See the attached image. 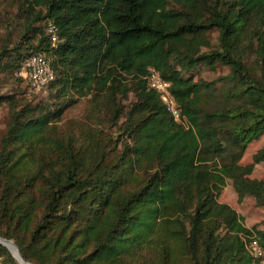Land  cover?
<instances>
[{
    "label": "trees",
    "instance_id": "16d2710c",
    "mask_svg": "<svg viewBox=\"0 0 264 264\" xmlns=\"http://www.w3.org/2000/svg\"><path fill=\"white\" fill-rule=\"evenodd\" d=\"M23 2L27 28L39 38L26 55L3 45L0 86L27 55L50 48L66 68L59 82L68 83L71 71L77 83L101 90L133 74L136 100L126 114L114 112L115 120L125 119L117 135L123 146L113 157L98 139L46 136V114L14 111L0 144V236L34 264H264V227L245 225L217 198L230 178L238 199L251 195L264 206V178L237 165L264 131V0ZM42 18L57 24V45L33 25ZM253 20L255 45L246 37ZM210 29L218 30V45L203 50ZM252 52L255 65L246 61ZM173 59L228 65L231 94L245 103L204 110L211 83L184 77ZM150 65L170 82L187 125L147 86ZM6 97L0 93V102ZM35 136L42 145L35 147ZM252 160L264 161V146ZM252 239L261 255L247 248ZM0 264L22 263L0 243Z\"/></svg>",
    "mask_w": 264,
    "mask_h": 264
},
{
    "label": "rangeland",
    "instance_id": "374dc122",
    "mask_svg": "<svg viewBox=\"0 0 264 264\" xmlns=\"http://www.w3.org/2000/svg\"><path fill=\"white\" fill-rule=\"evenodd\" d=\"M174 5L170 4L169 7ZM30 19V12L26 8L23 0H0V49L3 45L10 49L12 54L22 53L26 55L30 46L35 44L39 38L34 30L27 28ZM44 19L35 21L33 25L39 26L44 32ZM259 22L253 20L246 31L248 40L254 41L253 33L258 29ZM209 43L202 46L203 50L218 45V30L210 29L207 31ZM54 62L56 81L47 82L40 89H29L26 79L23 78L16 70H8L3 75L0 86V93L7 95L0 102V144L1 139L7 131V127L11 121L14 111L20 110L24 113L29 112L30 115L46 114L47 122L44 126L46 136L73 134L82 139L86 144L90 139H98L99 145L104 146L106 150H111L112 157L117 155L120 147L123 146L122 138L117 140L120 131V122L125 119L124 114L117 120L113 115L115 111L121 109L123 113L128 111L133 101L136 100V83L133 74L122 73L118 76L119 81L108 82L105 88L98 90L97 88H89L87 82L77 83L73 80V73L70 71L68 83L59 82L58 75L61 71L64 73L66 69L62 63L56 60V53L52 49H44ZM255 54L252 52L246 61L248 64L254 63ZM22 61V60H21ZM174 65L180 69L184 77L193 80H204L210 82V87L204 90L201 98V105L204 110L212 111L218 108H232L236 104H244L245 100L240 95L232 96L234 90L233 80L227 76L229 66L216 62L214 67L197 61L190 65L183 66L178 59H173ZM184 61V60H183ZM250 64V65H251ZM152 71L160 72L148 66ZM3 73H1L2 75ZM147 86L153 87L150 75H146ZM156 82V80H154ZM159 92L162 101L169 107L176 109L171 112L176 121L183 125H187L188 121L184 115H180V108L174 98L167 91V87L160 88ZM167 107V108H168ZM29 115V116H30ZM233 120L228 119L226 126H232ZM225 131L228 134L229 129ZM38 141L35 147L43 144V138L35 136ZM264 146V131L257 138L247 144L243 155L238 160L237 165L242 167L250 177L264 178V161L254 162L252 154L260 147ZM219 201L226 202L242 215L243 222L247 226L256 224L258 227H264V206L257 205L251 195L238 199L237 193L233 188L230 178H226L220 194L217 196ZM255 242L258 244L256 239ZM260 247V245H259ZM247 248L251 251L249 244ZM263 253L260 247L261 255Z\"/></svg>",
    "mask_w": 264,
    "mask_h": 264
},
{
    "label": "built area",
    "instance_id": "2783aa9c",
    "mask_svg": "<svg viewBox=\"0 0 264 264\" xmlns=\"http://www.w3.org/2000/svg\"><path fill=\"white\" fill-rule=\"evenodd\" d=\"M44 31L47 35L50 46L57 45V43L60 41V35L59 28L54 20L46 19ZM18 73L26 79L29 89H40L44 84L52 81L55 76V70L52 67L50 58L44 51H36L27 55L22 61V65L18 70ZM148 74L150 75L151 79H153V88L160 90V88L164 89L167 87V92L170 94L169 81L164 80L160 75H158L156 71L149 69ZM154 80H156V82H154ZM168 109L174 113L176 112V109L174 108L168 107ZM248 244L253 255H258L260 253V247L257 245L255 240H250Z\"/></svg>",
    "mask_w": 264,
    "mask_h": 264
},
{
    "label": "water",
    "instance_id": "95a60500",
    "mask_svg": "<svg viewBox=\"0 0 264 264\" xmlns=\"http://www.w3.org/2000/svg\"><path fill=\"white\" fill-rule=\"evenodd\" d=\"M9 240L13 241L12 239H8V238H4V237H1V236H0V243L6 245V246L8 247V249L11 251L10 247L6 244V241H9ZM13 242H14V241H13ZM14 243H15V242H14ZM15 245H16L17 250H18V256L15 255L12 251H11V252H12V254L18 259V261H20V263H22V264H34V263H32V262H28V261L24 260L23 257H22V255H21V253H20V251H19V248H18V246H17L16 243H15Z\"/></svg>",
    "mask_w": 264,
    "mask_h": 264
},
{
    "label": "bare ground",
    "instance_id": "6f19581e",
    "mask_svg": "<svg viewBox=\"0 0 264 264\" xmlns=\"http://www.w3.org/2000/svg\"><path fill=\"white\" fill-rule=\"evenodd\" d=\"M6 244L10 247L11 251L18 256V250H17V247L15 245V243L11 240L9 241H6Z\"/></svg>",
    "mask_w": 264,
    "mask_h": 264
}]
</instances>
